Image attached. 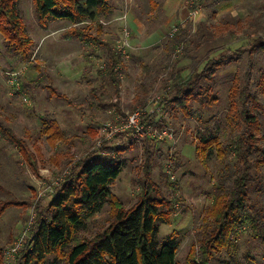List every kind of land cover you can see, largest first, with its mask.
<instances>
[{
    "label": "rangeland",
    "instance_id": "obj_1",
    "mask_svg": "<svg viewBox=\"0 0 264 264\" xmlns=\"http://www.w3.org/2000/svg\"><path fill=\"white\" fill-rule=\"evenodd\" d=\"M16 3L33 44L28 57L12 54L0 33V122L26 143L29 153L0 132V205L6 208L0 214V264H68L77 241L93 240L116 211L140 200L148 172L155 181L151 196L161 202L168 220L159 223L158 242L171 234L178 237V264H264V242L247 231L239 230L226 247L208 255L202 247L219 210L215 192L232 186L242 168L225 146L236 132L227 122L235 78L261 98L252 109L260 120L255 133L264 156V49L252 46L257 37L264 38V0H204L197 18L187 13L180 21L188 0H108L98 22H41L36 0ZM175 26H187L188 32L185 47L172 52L168 39ZM73 29L87 40L64 35ZM125 31L130 56L123 58L117 91L105 76L107 46L117 51ZM224 56L226 65L208 80L211 100L217 98L208 108L193 102V116L164 108L166 89L180 76L200 72ZM13 72H20L19 90L9 84ZM142 85L150 92L137 104ZM153 106L161 109L151 112ZM139 108H146L144 127H126L128 116ZM212 135L220 146L202 143ZM89 154L125 161L111 186L113 198L73 233L69 246L45 260L29 257L32 237L49 217L53 199ZM250 191L252 204L264 208V165L254 170Z\"/></svg>",
    "mask_w": 264,
    "mask_h": 264
},
{
    "label": "trees",
    "instance_id": "obj_2",
    "mask_svg": "<svg viewBox=\"0 0 264 264\" xmlns=\"http://www.w3.org/2000/svg\"><path fill=\"white\" fill-rule=\"evenodd\" d=\"M36 7L41 22L47 19L98 22L101 14L107 11L109 3L108 0H36ZM186 28L181 26L178 32L170 35L168 41L172 52H176L178 46L185 47ZM0 33L5 37V48L9 53L30 56L33 39L25 32L16 0H0ZM64 35L87 40L76 29L66 31ZM252 46L264 49V38L257 37ZM107 49L105 76L118 91L123 57L115 48L108 45ZM227 59L224 56L212 60L200 72L194 69L189 75L180 76L178 81L166 89V95L161 101L164 108H180L187 116L195 115L193 102L203 109L208 108L217 99L211 100L212 86L208 80L213 79L216 68L226 65ZM249 78L250 73L247 75ZM235 79L230 89L227 122L236 132L225 146L242 163V168L232 186L215 192V205L219 210L211 230L202 242L204 255L212 250H221V246L226 247L239 230L247 231L254 239L264 242V208L252 204L250 191L254 170L264 165V156L258 148L255 133L260 128V120L252 109L253 105H261V98L259 95L252 96L248 93L249 87L243 88L241 80ZM261 83L264 92V83ZM141 87V94L135 99L137 104H141L150 92V88L144 85ZM0 132L25 153H29L26 143L1 122ZM212 136L211 139L204 136L202 143L211 144L214 141L217 145L218 137ZM124 166L125 161L120 157L89 154L83 158L53 199L49 217L40 222L30 242L28 256L45 260L46 256L69 246L73 233L86 227L87 220L99 213L113 198L111 186L119 178ZM147 177L140 200L129 210L116 211L109 226L93 240L77 241L68 253V264H178V237L171 234L161 244L158 242L159 223L168 220L163 219L161 202L151 196L155 181L151 179L150 172ZM4 207L0 205V214L6 209Z\"/></svg>",
    "mask_w": 264,
    "mask_h": 264
},
{
    "label": "built area",
    "instance_id": "obj_3",
    "mask_svg": "<svg viewBox=\"0 0 264 264\" xmlns=\"http://www.w3.org/2000/svg\"><path fill=\"white\" fill-rule=\"evenodd\" d=\"M188 17L190 19H195L197 18V16L200 14L201 10H202V0H188ZM194 21V20H193ZM176 29V31H174V33H176L179 30V26H175L174 27ZM130 34L129 32L124 33V36L121 40H119V42L116 44V48L117 51L122 55V57L124 59H127L130 54L128 52V47H130ZM20 74V72H13L10 73V77L12 76V78L9 79V84L13 87V89L19 90L20 87V82L18 80V75ZM158 98L160 99V97L158 96ZM161 109V106H153L151 108V112H156L155 109ZM144 110H146V108H143ZM143 109H137L135 112H132L129 116H128V122L125 125L126 127H136V128H140L142 129L144 127V123L141 122V117L142 115H144V111ZM118 130V127L112 129V131H110L111 133H115Z\"/></svg>",
    "mask_w": 264,
    "mask_h": 264
},
{
    "label": "crops",
    "instance_id": "obj_4",
    "mask_svg": "<svg viewBox=\"0 0 264 264\" xmlns=\"http://www.w3.org/2000/svg\"><path fill=\"white\" fill-rule=\"evenodd\" d=\"M187 11H188V7H187V10H186L185 12H183V16H182L181 13H179V19H178L179 21L182 20L183 17L187 16V13H188ZM179 21H178V22H179Z\"/></svg>",
    "mask_w": 264,
    "mask_h": 264
}]
</instances>
